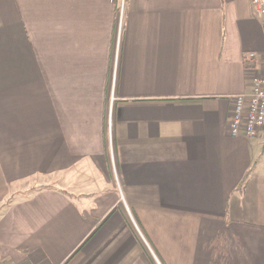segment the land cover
I'll list each match as a JSON object with an SVG mask.
<instances>
[{
  "label": "crops",
  "instance_id": "1",
  "mask_svg": "<svg viewBox=\"0 0 264 264\" xmlns=\"http://www.w3.org/2000/svg\"><path fill=\"white\" fill-rule=\"evenodd\" d=\"M262 53L251 0H0V264H264Z\"/></svg>",
  "mask_w": 264,
  "mask_h": 264
},
{
  "label": "built area",
  "instance_id": "2",
  "mask_svg": "<svg viewBox=\"0 0 264 264\" xmlns=\"http://www.w3.org/2000/svg\"><path fill=\"white\" fill-rule=\"evenodd\" d=\"M258 16L264 19V0H251ZM115 3L116 0H111ZM249 58L256 59L255 53ZM250 91L233 97V114L229 123L232 136L255 137L264 129V53L259 70L251 74Z\"/></svg>",
  "mask_w": 264,
  "mask_h": 264
}]
</instances>
